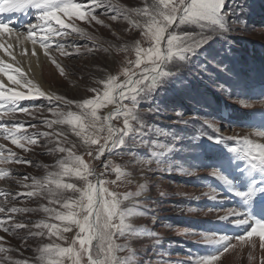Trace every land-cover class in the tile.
Wrapping results in <instances>:
<instances>
[{
  "label": "rangeland",
  "instance_id": "1",
  "mask_svg": "<svg viewBox=\"0 0 264 264\" xmlns=\"http://www.w3.org/2000/svg\"><path fill=\"white\" fill-rule=\"evenodd\" d=\"M75 2L84 4L86 0ZM146 4L150 6L152 0H100V6L93 8L96 19L65 18L66 23L74 24L82 32L69 28L64 30L67 35L52 37L49 51L60 68L53 64L43 70L51 92L65 100L50 102L38 97L32 104L40 101V105L28 113H4L5 122H23L29 134H36L38 143L20 148L0 136V144L6 148L4 155L10 149L23 161H31L26 164L13 159L0 164V170L9 173L0 179V202L6 208L30 210L0 213V219L11 216L9 223L27 225L13 232L0 229V246L8 250L0 253V264H40L37 257L44 245L73 246L79 229L56 220L54 214L43 209L54 208L64 213L77 209L50 203L47 193L27 195L35 191L34 180L42 181L49 173L61 172V162L71 164L68 152H60L59 147L72 149L94 169L95 175L89 176V181L98 184V180H103L104 187L119 195L125 226L113 238L117 245L115 264H200L201 258L218 254L227 243L209 242V236L228 237L234 245L216 264L264 261V248L258 236L254 235L248 243L234 239L256 222H264V169L251 168L239 153L230 150L238 147L236 140L227 139L248 137L264 141V137L257 135L264 134V71L258 75L246 72L250 66H258L254 61L261 60L259 53L264 55V0H224L220 13L223 27L177 25V21L168 33L191 35L198 46L184 53L183 58L173 56L166 61L162 69L168 75L161 77L154 87L140 92L134 101H123L128 107L135 105L131 130L120 137L122 144L110 151L106 148L99 159L96 154L100 144L105 143L106 127L100 132L86 127L78 137L71 125L48 127L45 123L57 119L49 109L80 114L83 110L76 103L66 101L96 100L103 95L109 76L123 83L127 78L123 74L125 68L141 70L129 61L136 59L137 44L147 49L152 41L146 35V18L131 10L142 9ZM28 10L21 12H27L28 18L23 21L29 23L34 17ZM112 15H118V19H110ZM31 23L38 21L34 18ZM53 26L59 27L55 23ZM14 29L26 34L27 25L21 23L20 28ZM57 43L63 44V51L70 54H62L55 46ZM164 43L166 40L162 46ZM75 46H79V54ZM115 106L108 104L97 109L101 117L97 127L106 123L103 117ZM123 121L120 116L113 118L111 124L123 129ZM89 134L99 144H85L84 138ZM218 137L226 139L217 142ZM108 144L110 147L111 142ZM62 180L81 189L85 187V181L74 175L63 176ZM63 196L77 199L80 193L64 190ZM213 196L216 198L212 199ZM232 210L242 213L249 222L238 224L241 217L237 216L220 218ZM41 222L56 224L59 234L49 236L48 229L35 227ZM64 227L71 231H63ZM41 231L43 235H35ZM73 247L79 249V244ZM64 264L71 262L65 259ZM81 264H88L86 256H82Z\"/></svg>",
  "mask_w": 264,
  "mask_h": 264
},
{
  "label": "snow or ice",
  "instance_id": "2",
  "mask_svg": "<svg viewBox=\"0 0 264 264\" xmlns=\"http://www.w3.org/2000/svg\"><path fill=\"white\" fill-rule=\"evenodd\" d=\"M223 3L224 0H152L150 6L146 4L142 9L131 10L136 15L146 18V35L152 41V46L147 49L137 44L135 46L136 59L129 61L130 64H134L136 68H140L141 70L136 72L125 68L123 74L127 78L123 83H117V77L109 76L105 82L103 95L98 96L96 100L88 99L82 102L66 101L67 104L76 103V106L83 110L80 114L72 111L64 113L58 109H49L57 119L45 121V123L48 127H52L54 124L71 125L73 126L75 135L78 137L81 136L86 127L96 129L97 132L103 131L106 127L107 136L104 137L105 143L100 144L96 159H99L104 154L106 148L110 151L112 148L118 147L123 143L120 137L126 135L131 130L130 121L134 119L132 113L135 105L128 107L123 104V101L126 99L134 101L140 92L154 87L161 77L168 75L162 69V65L166 61L170 60L173 56L183 58L184 53L190 52L198 46V43L193 42V36L175 34L174 32L168 33V30L174 24H177V21V25L196 23L202 27L209 25H220L223 27L220 16ZM99 6L100 0H86L84 4L75 2V0H0V13L20 12L29 7L39 10L36 16L38 23L28 24L26 34L21 30H17L15 36H10L9 34L14 31L11 27V22L0 21V50L9 55L12 60H15L16 57L11 51L13 42L16 45H24L27 42H31L33 45L31 55L33 56L37 55L35 46L38 44L44 50V55L52 59L57 68H60V65L56 63L49 52L53 43L52 37L67 35V32L64 30L69 28L73 31L82 32L74 24L66 23L65 18L67 20H72L73 18L85 20L88 17L96 19L93 8ZM124 15L127 18L128 13L125 12ZM110 19L117 20L118 15H112ZM53 22L59 27H54ZM97 22L102 23L99 20ZM131 22L136 27L140 26L135 21ZM166 33H168L167 37H165ZM165 40L166 43L162 46V42ZM55 46L62 54H70L63 51V44L57 43ZM75 47L76 54H79V46ZM27 54V48H22L21 55ZM141 65H143L142 68ZM61 73L63 74L62 68ZM24 76L25 73L22 68L14 66L13 63H8L3 58H0V136L4 139H10L12 144L20 148H25V144L27 143L37 144L36 134H29L23 122L9 125L3 120L4 112L15 113L19 111L28 113L29 109L27 107H20L19 102L38 97H45L50 102L52 100H65L64 97L59 95L45 93L32 79L20 78ZM3 77H6L10 84L6 83ZM10 85H15V87ZM24 89H27V91H24ZM108 104H115V109L103 117L106 123L97 127V122L101 120V117L97 114V109ZM120 116L124 117L123 129L115 128L111 124L113 118ZM85 118H89L87 125L84 123ZM77 128L80 130L77 131ZM43 135L47 136L50 134L43 133ZM58 135H62V133H58ZM257 135L264 137V134ZM222 139L226 138L218 137L217 142ZM227 139L236 140L238 147H232L230 150L239 153L251 168L264 169V143L256 142L248 137L238 139L227 137ZM109 141L111 142L110 147ZM84 143L99 144V140L89 134L85 136ZM58 150L60 152H68V159L71 161V164L61 162V172L49 173L42 181L34 180L32 187L35 191H30L27 195L33 196L47 193L50 203H61L65 209H77V211L64 213L54 208L45 207L43 211L50 215L54 214L56 220L66 222L68 225H75L79 229L72 240V245L74 246L78 243L79 249L73 246L65 248L58 244H46L39 249L40 254L37 259L40 264H64L65 259L69 260L71 264H81L82 256H86L88 264H115L117 245L113 238L125 226L124 215L119 207L121 202L119 195L104 187L106 182L103 180H98V184L89 181L88 177L95 175V171L85 163L82 157L76 156L70 149L59 147ZM5 151V145L0 144V164H7L13 159L18 163L31 164V161H23L15 153L11 152L10 149L7 150V155H4ZM8 174L7 170H0V179H4ZM70 175L84 180L85 187L81 189L75 184L63 182L62 177ZM64 190L79 192L80 196L77 199L65 198L63 196ZM237 195L247 196L249 193H237ZM126 198L125 195L124 199ZM215 198V196L212 197V199ZM26 211L30 210L18 209L16 207L6 208L4 202H0V213ZM228 216L241 217L236 221L238 224L249 222L247 217H244L242 213L236 210L228 211L227 215L220 218L225 219ZM11 220V216H8L7 220L0 219V229L4 232H13L15 229L27 227V225L22 223H9L8 221ZM35 227L48 229L49 236L58 235L60 232V228L56 224L41 222L35 225ZM63 231H71V228L64 227ZM43 234L42 231L35 233V235ZM254 235L260 238V246L264 248V222H256L249 231L234 239H238L242 243H248ZM2 239L3 237H0V240ZM206 240L216 243L227 241V243L218 254L201 258L200 264H216L224 252H227L230 247H234L228 237L220 236L219 238H214L209 236L206 237ZM7 251V249L0 246V253ZM15 264H28V262L16 261ZM262 264H264V261H262Z\"/></svg>",
  "mask_w": 264,
  "mask_h": 264
},
{
  "label": "bare ground",
  "instance_id": "3",
  "mask_svg": "<svg viewBox=\"0 0 264 264\" xmlns=\"http://www.w3.org/2000/svg\"><path fill=\"white\" fill-rule=\"evenodd\" d=\"M0 14H3L4 16H7V17H14L16 14H18L17 16H19L20 22H22L24 19L28 18L27 12H21V11L19 13L14 12V13H0ZM23 23H28V21L27 22H23ZM11 27H13L12 24H11ZM16 34L17 33L13 31V33H11L9 35L10 36H15ZM96 34H98V33H96ZM9 42H12V41H9ZM25 47L28 50V54L27 55H21V50H22V48H25ZM35 47H36L37 55L33 56V55H31L32 48H33V45L31 44V42H27L24 45H16L13 42V48H12L11 51L15 55L16 59L12 60V58L9 55L5 54L2 50H0V58H3L8 63H13L14 66L22 68L23 72L25 73V76L24 77H20V78H22V79H32L33 82L36 83L42 91H44L45 93H48V94H53L51 92V90L49 89V85H47L46 81L44 80L43 70L45 68L46 69L50 68L54 63L52 62V59H50L48 56L44 55V50L41 49L38 44ZM49 52H50V55L52 57L53 56L52 55V51H49ZM58 78H60V77H58ZM3 79L5 80L6 83L10 84V82L7 81L6 77H3ZM10 86L15 87V85H10ZM24 91H27V89H24ZM19 104H20V102H19ZM13 114L14 115H20L18 111L13 113ZM87 122H88V120H87ZM67 127H65V128H67ZM72 134H74V133H72ZM256 142L264 143L263 140H256Z\"/></svg>",
  "mask_w": 264,
  "mask_h": 264
},
{
  "label": "trees",
  "instance_id": "4",
  "mask_svg": "<svg viewBox=\"0 0 264 264\" xmlns=\"http://www.w3.org/2000/svg\"><path fill=\"white\" fill-rule=\"evenodd\" d=\"M261 55V54H260ZM261 60H255L254 61V63L255 64H258V66H260V67H262L261 69H264V56L263 55H261ZM240 59V58H239ZM260 69V70H261ZM246 72H250L251 74H253V75H258L259 74V71L258 70H256V69H254L252 66H250V70H247ZM37 105H40V101H38L37 103H36V106ZM35 106V107H36ZM34 107H32V108H30L29 110H32ZM21 113H23V112H21ZM209 205H211V204H209ZM211 207H213V205H211Z\"/></svg>",
  "mask_w": 264,
  "mask_h": 264
},
{
  "label": "clouds",
  "instance_id": "5",
  "mask_svg": "<svg viewBox=\"0 0 264 264\" xmlns=\"http://www.w3.org/2000/svg\"><path fill=\"white\" fill-rule=\"evenodd\" d=\"M19 114H21V112Z\"/></svg>",
  "mask_w": 264,
  "mask_h": 264
}]
</instances>
